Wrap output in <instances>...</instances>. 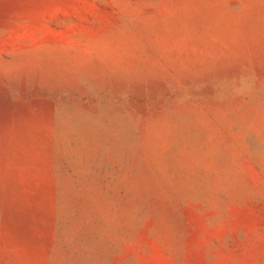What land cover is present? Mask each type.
<instances>
[{
	"label": "rangeland",
	"instance_id": "rangeland-1",
	"mask_svg": "<svg viewBox=\"0 0 264 264\" xmlns=\"http://www.w3.org/2000/svg\"><path fill=\"white\" fill-rule=\"evenodd\" d=\"M0 264H264V0H0Z\"/></svg>",
	"mask_w": 264,
	"mask_h": 264
}]
</instances>
